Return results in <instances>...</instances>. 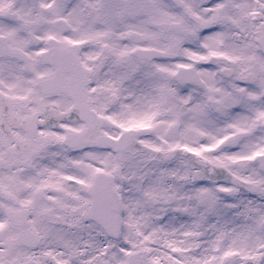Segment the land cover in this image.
Returning a JSON list of instances; mask_svg holds the SVG:
<instances>
[{
    "label": "snow or ice",
    "instance_id": "1",
    "mask_svg": "<svg viewBox=\"0 0 264 264\" xmlns=\"http://www.w3.org/2000/svg\"><path fill=\"white\" fill-rule=\"evenodd\" d=\"M0 264H264V0H0Z\"/></svg>",
    "mask_w": 264,
    "mask_h": 264
}]
</instances>
